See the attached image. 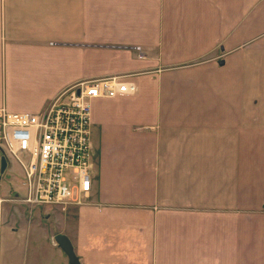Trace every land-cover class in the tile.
<instances>
[{"label":"crops","instance_id":"obj_1","mask_svg":"<svg viewBox=\"0 0 264 264\" xmlns=\"http://www.w3.org/2000/svg\"><path fill=\"white\" fill-rule=\"evenodd\" d=\"M108 77L85 204L0 173V264H264V0H0V108Z\"/></svg>","mask_w":264,"mask_h":264},{"label":"built area","instance_id":"obj_2","mask_svg":"<svg viewBox=\"0 0 264 264\" xmlns=\"http://www.w3.org/2000/svg\"><path fill=\"white\" fill-rule=\"evenodd\" d=\"M135 91L132 82L120 77L98 78L82 80L62 90L39 114L1 107L0 156L16 159L24 167L23 202L62 208L85 204L95 167L92 103Z\"/></svg>","mask_w":264,"mask_h":264},{"label":"water","instance_id":"obj_3","mask_svg":"<svg viewBox=\"0 0 264 264\" xmlns=\"http://www.w3.org/2000/svg\"><path fill=\"white\" fill-rule=\"evenodd\" d=\"M8 166V161L5 156L0 157V173L5 172ZM58 244L62 247V249L66 252L69 257L71 264H81L79 258L74 252L73 246L70 240L65 235H58L56 237Z\"/></svg>","mask_w":264,"mask_h":264},{"label":"rangeland","instance_id":"obj_4","mask_svg":"<svg viewBox=\"0 0 264 264\" xmlns=\"http://www.w3.org/2000/svg\"><path fill=\"white\" fill-rule=\"evenodd\" d=\"M135 49L137 51H139V52L140 51L142 52V49L139 46L135 47ZM12 162L15 165L14 175L13 174L12 175H8V173H6L7 178L13 180L14 184H18V186H19V183H22V185L24 186V183L26 182V175H25V172H24V167H22V164L19 161H17L16 159H13ZM6 182L10 185L9 181H6ZM24 188H25V186H24ZM24 197H26V188H25ZM24 204L26 205V203H24Z\"/></svg>","mask_w":264,"mask_h":264}]
</instances>
